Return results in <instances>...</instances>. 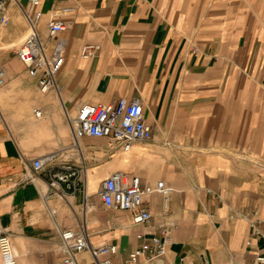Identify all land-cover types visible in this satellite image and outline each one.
Returning <instances> with one entry per match:
<instances>
[{
  "label": "crops",
  "instance_id": "0c3cea01",
  "mask_svg": "<svg viewBox=\"0 0 264 264\" xmlns=\"http://www.w3.org/2000/svg\"><path fill=\"white\" fill-rule=\"evenodd\" d=\"M36 11L46 52L64 57L59 92L42 94L17 55ZM53 18L67 28L50 37ZM87 45L95 57L82 56ZM0 68V223L19 264H61L66 228L85 229L93 247L116 244V264L140 248L138 234L164 229L167 253L153 264H264V0H11L0 16ZM123 97L142 102L151 140L129 151L102 137L76 143L69 118L83 104ZM56 152V165L87 170L64 195L48 169L32 170ZM117 171L171 189L145 197L148 224L93 200Z\"/></svg>",
  "mask_w": 264,
  "mask_h": 264
},
{
  "label": "built area",
  "instance_id": "2783aa9c",
  "mask_svg": "<svg viewBox=\"0 0 264 264\" xmlns=\"http://www.w3.org/2000/svg\"><path fill=\"white\" fill-rule=\"evenodd\" d=\"M11 0H0V16L5 5ZM34 7H38L41 0H30ZM73 8H63L61 12H71ZM42 13L36 11L27 14L31 24L32 32L26 38L17 55L19 60L28 68L30 75L37 79L42 94H48L55 90L59 92L56 76L60 71L64 57H51L46 52L45 45L37 32V24ZM67 28L65 20L53 18L48 24L50 37H55ZM98 47L87 45L82 50V56L93 58L97 54ZM6 83L5 70L0 68V88ZM35 115L40 118L43 113L40 109L34 110ZM69 122L76 143L83 136L102 137L110 141L111 147H120L129 151L133 145L140 141L152 139L153 130L145 120L143 104L140 100L120 98L108 104L85 103L81 106L75 118H69ZM59 154L51 153L38 157L32 162L34 174L48 169L51 185L57 194L66 193L63 184L67 188H74L78 183L84 181L87 173L84 163L79 166L69 161L56 165ZM58 166V167H56ZM58 168V169H57ZM171 189L164 182H158L155 186L143 184L139 176H129L117 171L112 173L101 185L99 197L108 209L116 211H131L134 223L137 225L148 224L152 219L151 212L145 207V197L153 193L168 195ZM88 196L86 193V201ZM162 236L154 235L146 238L144 234H138V238L144 240L140 248L130 254L125 264H153L161 260L167 253V237L169 231L162 230ZM62 255L61 264H116L113 256L118 253L116 244H105L93 247L90 236L84 229L77 232L66 228L61 231V242L59 247ZM90 253L91 259L83 261L80 255ZM0 256L2 264H19L15 253L12 237L6 228L0 223ZM264 263V257L259 258ZM179 264H186L181 261Z\"/></svg>",
  "mask_w": 264,
  "mask_h": 264
},
{
  "label": "rangeland",
  "instance_id": "374dc122",
  "mask_svg": "<svg viewBox=\"0 0 264 264\" xmlns=\"http://www.w3.org/2000/svg\"><path fill=\"white\" fill-rule=\"evenodd\" d=\"M3 87H4V86H3ZM3 87H1V88H3ZM1 88H0V89H1ZM93 200L97 201L98 203L101 202V199H100L99 195H98V196H94V197H93Z\"/></svg>",
  "mask_w": 264,
  "mask_h": 264
}]
</instances>
